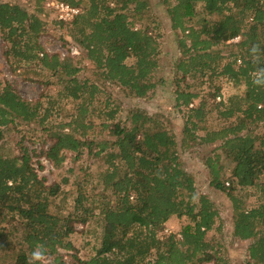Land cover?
Returning <instances> with one entry per match:
<instances>
[{"label": "trees", "instance_id": "obj_1", "mask_svg": "<svg viewBox=\"0 0 264 264\" xmlns=\"http://www.w3.org/2000/svg\"><path fill=\"white\" fill-rule=\"evenodd\" d=\"M43 0H36L40 6ZM83 10L70 21L72 38L85 51L87 59L101 75L125 87L131 94L144 97L154 87L152 73L158 66V42L145 27L135 23L145 17L146 0H55ZM169 1V0H166ZM201 3L206 15L199 25L193 23L196 4ZM171 29L180 32L181 56L176 70L182 76L212 84L219 93L218 79L224 77L233 86L242 85L235 93L216 103L219 117L229 121L207 127L208 110L192 85L177 83L175 106L186 108L180 142L156 119L134 111L127 119L113 121L115 110L104 112L110 123L102 124L113 139L90 138L92 123L87 114L95 95L96 84L80 79L77 64L71 57H59L43 51L35 38L41 32L40 18L17 3L0 1V30L9 43L14 58L38 64L58 76L62 85L47 105L21 97L8 81L0 80V140L3 127L37 122L46 132L49 145L37 156H44L58 167L65 152L75 155L84 145L97 150L106 167L99 173L101 188L90 194L79 191L74 211L51 212L49 204L60 192L59 183H46L32 163V154L22 134L17 141L18 153L0 150V264H27L33 249L43 246L44 257L52 264L63 263L60 249H74L70 235L77 223L85 224L98 210L103 231L95 255L84 259L74 253L72 264H227L217 246L206 238L218 219V211L203 194L195 191L193 177L183 168L178 148L190 140L214 143L221 151L206 158L211 184L223 188L221 154L232 164L230 189L235 185L254 188L259 202H246L227 191L232 202V234L240 240L251 239L248 246L250 264H264V88L252 83L253 74L264 68V0H174L166 3ZM237 41L231 42V40ZM260 46L259 60L254 61L252 45ZM223 47H228L224 55ZM132 58V62H127ZM205 78V79H202ZM46 84V83H45ZM215 94V95H216ZM58 97L69 98L73 108L55 127L44 128V122L56 111L64 110ZM59 105V106H57ZM109 101H106V107ZM220 108V109H219ZM60 114V113H59ZM260 125V129L257 127ZM203 131L196 135L197 131ZM1 149V147H0ZM39 168H42L37 160ZM229 185V183H228ZM90 202L78 214L83 200ZM186 216L189 222L180 229V238L170 233L158 236V230L172 216ZM16 220L21 230L14 241L1 224L7 218ZM49 263V264H50ZM36 264H45L37 261Z\"/></svg>", "mask_w": 264, "mask_h": 264}, {"label": "rangeland", "instance_id": "obj_2", "mask_svg": "<svg viewBox=\"0 0 264 264\" xmlns=\"http://www.w3.org/2000/svg\"><path fill=\"white\" fill-rule=\"evenodd\" d=\"M0 1L17 3L28 12L37 15L42 22V29L35 40L41 49L48 53H56L61 58L71 57L72 63L80 67L77 76L97 85L99 92L95 95L87 114V120L92 123L89 136L94 138L95 141L104 138H114L107 128L102 126V124L112 121L106 118L104 112L109 108H114L116 112L113 121H124L128 118L127 124L129 125L131 113L138 110L151 116L152 119L160 121L180 142L186 117V108L184 106H175L174 90L178 86L177 83L181 86L189 83L194 91L200 93L199 99L204 101L205 108L208 110L206 121L202 125L213 127L233 120L231 118L225 121V119L219 117L216 103L221 99L226 101L229 96L235 93L242 94L244 88L242 85L233 86L228 79L221 76L218 79L220 94H216L215 77H213L212 84L203 83L201 85L200 79L191 78L189 75L182 76L176 70V64L181 56L178 45V38L181 34L179 31L171 29L170 19L166 10V3L174 0H146L148 9L145 12V17L135 23L136 27L147 28L156 36L158 42V53L156 56L158 66L152 73L154 87L144 97L131 94L125 87L101 75L100 70L95 68L87 59L85 51L81 50L74 42L71 20H62L59 17L60 12L50 3L54 0H43L40 6L36 0ZM111 4H114L113 0ZM79 8L81 12L83 7ZM202 18L211 19V16L206 15L201 3H197L193 23L198 26ZM3 34L0 30V80L11 83L24 99L31 102L40 100L42 107H45L48 98L50 96L56 97L58 90L62 87L58 76L53 75L49 70L40 66L37 60L25 62L14 58L10 51L6 55L5 51L9 49V43L4 39ZM233 41H237V39L231 40V42ZM71 46H76L78 52L73 54ZM228 51V47H223L224 55H227ZM132 61V58L127 60L129 63ZM58 99L64 110L56 111L59 107L54 106L52 115L44 122V128L55 127L60 121H67L66 110L71 113L73 102L65 97H58ZM107 100L109 101L108 107H106ZM12 126L9 125V128H2L6 130H4V135L0 140V150L5 154L16 155L18 153L16 144L18 139L22 134L26 136L25 144L29 146L30 151L33 149L31 152L32 163L37 169L38 175L45 177L48 184L56 182L60 185V192L56 197L52 198L49 204L51 212L70 213L74 211V201L79 191L86 194H90L91 191H99L102 185L98 175L105 169L106 165L101 156L93 155L97 150L95 145L92 146L91 151L84 145L81 152L77 155L71 151L65 152L64 161L60 166L55 167L44 156H37L42 148H47L49 145L46 132L40 124L37 122H22L17 125V128ZM257 128L260 129V125ZM202 133L203 131L198 130L196 135ZM185 145V148H182V146L178 148L182 166L193 177L196 193L205 195L218 211V219L213 228L207 232L206 238L211 244L218 247L219 254L225 259L227 264H250L251 260L248 257L247 248L252 240H240L232 234V202L226 193L231 191L234 195L243 199L246 202V206L258 203L259 194L254 188H242L238 185L230 189V168L232 164L224 158L223 154H221V161L224 163L222 171L223 188H216L211 184L209 169L205 161L208 156H213L218 152L221 153L217 149L219 141L199 143L197 140H190ZM37 160L40 161L42 168H39ZM260 181H264V174L260 177ZM227 182L229 185L226 184ZM89 206H91L90 202L84 199L81 207L76 211L80 214L85 207ZM97 211L95 210V213L88 218L85 224L77 223L75 225V231L70 235L74 249L59 250L63 260L61 264H72V255L74 253L84 259L95 255L97 248L100 247L103 231L102 215H98ZM188 222L189 219L186 216L177 217L172 215L158 230L157 234L162 238L172 233L179 239L181 227ZM1 226L5 228V234L9 233L13 227L16 228L9 235L12 242L16 235L19 234L17 229L20 231L22 228L16 220H11L9 217ZM8 262L9 256L4 259L5 264ZM43 262L49 264L50 259L44 257Z\"/></svg>", "mask_w": 264, "mask_h": 264}, {"label": "clouds", "instance_id": "obj_3", "mask_svg": "<svg viewBox=\"0 0 264 264\" xmlns=\"http://www.w3.org/2000/svg\"><path fill=\"white\" fill-rule=\"evenodd\" d=\"M250 52H251L253 60L258 61L260 58L259 57L260 46L258 44L252 45V47L250 48ZM252 83L255 86L264 88V68L258 69L253 74ZM43 260H44V251H43V246L41 245L32 250L27 264H36L37 261H43Z\"/></svg>", "mask_w": 264, "mask_h": 264}, {"label": "built area", "instance_id": "obj_4", "mask_svg": "<svg viewBox=\"0 0 264 264\" xmlns=\"http://www.w3.org/2000/svg\"><path fill=\"white\" fill-rule=\"evenodd\" d=\"M56 9L57 11L60 12L59 17L62 20H72L74 18L75 15H77L78 13H80V8L79 7H71L65 3L62 2H58V1H52L50 2ZM71 52L77 53V47L76 46H71ZM228 184V182L226 183Z\"/></svg>", "mask_w": 264, "mask_h": 264}]
</instances>
